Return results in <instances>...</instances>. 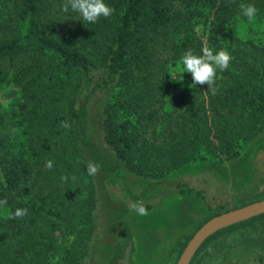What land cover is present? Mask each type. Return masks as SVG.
<instances>
[{
  "label": "trees",
  "instance_id": "1",
  "mask_svg": "<svg viewBox=\"0 0 264 264\" xmlns=\"http://www.w3.org/2000/svg\"><path fill=\"white\" fill-rule=\"evenodd\" d=\"M17 2L26 31L0 41V85L14 84L21 91L18 112L0 109V199H7L0 208V264H76L86 253L94 228L93 176L81 157L73 160L56 142L65 135L80 151L75 126L88 105L85 97L77 109L82 90H112L118 83L105 109L106 139L134 171L141 170L131 161L152 163L151 169L159 168L155 163L170 165L165 166L169 172L207 155H233L239 143L250 142L264 128V58L230 37L240 5L264 9V0H106L115 9L110 17L66 26L51 22V30L42 22L50 0ZM198 27L206 30L205 41ZM205 45L233 57L217 74L216 95L205 92L206 84L184 97L174 96L175 89L169 95L165 91L171 88L150 86L168 63H178L188 49L200 53ZM260 51L263 56L264 45ZM98 72L104 76L96 77ZM143 107L149 109L145 116L139 112ZM174 113L172 124L168 119ZM55 148L59 161L48 175L45 162ZM132 153L138 156L129 157ZM18 207L27 208L28 215L12 219Z\"/></svg>",
  "mask_w": 264,
  "mask_h": 264
},
{
  "label": "flooded vegetation",
  "instance_id": "2",
  "mask_svg": "<svg viewBox=\"0 0 264 264\" xmlns=\"http://www.w3.org/2000/svg\"><path fill=\"white\" fill-rule=\"evenodd\" d=\"M92 89L86 104L105 86ZM250 149L168 173L134 171L120 155L125 169L104 170L96 154L104 198L76 264H264V141ZM138 201L146 215L132 210Z\"/></svg>",
  "mask_w": 264,
  "mask_h": 264
},
{
  "label": "rangeland",
  "instance_id": "3",
  "mask_svg": "<svg viewBox=\"0 0 264 264\" xmlns=\"http://www.w3.org/2000/svg\"><path fill=\"white\" fill-rule=\"evenodd\" d=\"M64 2L65 0H50L49 4L45 6L43 14H42V22H43L44 28L50 29L49 26L51 22H56V24H62L66 26L70 24H73V25L77 24L79 23L80 20H82L78 13L72 12L70 9L68 12H64L63 7H62ZM18 5L19 4L17 0H0V41L5 40L7 38H11L16 35L18 36L19 34L22 35L25 33L26 29H25V25L21 21ZM256 8L258 10V14H257L255 21L249 22L247 18L240 15L231 25V36L230 37L232 38V40H234L233 43L237 44L238 47H240L241 49L246 50V51L249 50V53L254 52V55L257 58H261V57L264 58V54L263 56L258 55L259 52H261L260 51L261 47L264 45V9L258 8L257 6ZM46 32L52 33L49 31H46ZM196 32L198 33V35H200V37L204 41L206 40L207 32L203 27H198L196 29ZM178 65H179V62L178 63H175V62L168 63L166 65V70L165 72H163V74L162 72H160V75L155 77L156 79H151L150 86L155 87V85H159L162 87L171 88V90L168 91L166 89L167 91H165V93L169 95L172 92H174V89H175L176 91L174 92L175 93L174 96H177V95H180L181 97L186 96L188 93H190V91L192 90L194 86H198V85H193V80H192L190 73L186 72L182 74V73L175 71ZM166 71L168 74L165 75ZM100 72H103V71H100ZM100 72L96 73V77L103 76L102 74H99ZM75 81L76 79L73 80V83ZM117 84L118 83H115L114 84L116 85L115 88L112 90L109 89L110 91L107 88L97 91V93H95V96L89 102V104H91L92 102L94 103L95 109L103 111L104 120H106L105 109L107 108V105L109 104L114 93L116 92L115 89L117 88ZM88 93L89 92L86 93L85 97L88 95ZM98 94L102 96L97 97ZM146 94L149 95V91L146 90ZM147 98L148 97H146V99ZM171 98H173V102L176 99L172 96ZM20 99H21V91L16 85L14 84H1L0 85V109L1 110H5L8 112H16L18 110V104H19ZM153 102L155 106L158 108L159 105L156 103V99H153ZM178 103L179 102L176 103V106ZM173 108H172V104H168V109L172 110ZM140 110H141L139 111L140 114L144 116L149 111V109L145 107L141 108ZM177 115H178L177 113H174V115H172L173 118L169 117L168 119L169 122H173L172 124H174L175 119L177 118ZM173 130H175V127H173ZM162 132H165L166 135L168 133V131L164 129L162 130ZM263 134H264V128L250 142L239 143L240 146L237 151L245 152L247 150L248 152H250L251 150L250 148L257 142V140ZM75 136H76V131H75ZM171 138L172 137L168 139L170 140ZM58 140L60 142H58ZM58 140L56 142L58 144L62 143L67 148V150L72 154L73 160L74 158L76 159V155L81 157V149L80 151H78L76 147H73L71 145L72 142H70V140H68L65 137V135L63 137L62 136L59 137ZM56 148L58 149V145L56 146ZM56 148L54 149L53 158H51V161H53V168L51 170L46 169L48 175L50 172H52V170L57 168L56 164L59 161V157L57 156L59 155V153L56 152ZM59 150H60V146H59ZM137 156L138 155H136L135 153H132L131 155H129V157H133V158ZM224 156L226 155H220V156H216L214 154L207 155L206 160L191 162L185 167H190L194 169L195 167H198V166H202V165L206 166V164H208L209 162L210 163L218 162ZM130 164L134 168H137L138 170L140 169L144 173L168 172L166 171L165 166H170V165H163L162 163H155V165L159 168L151 169V166L154 165L152 163L146 164L145 162L137 163L135 161L134 162L131 161ZM215 168H218V167H215ZM0 177H1V171H0ZM53 177H54V174L52 175V178ZM81 184L82 185L84 184L83 180H81ZM93 184H94V189H95V199L97 198V195L99 194L101 202H103V198H104L103 191H102L103 184H101L99 174L97 173L93 176ZM85 195L86 193L81 192L78 196L80 199H83ZM98 220H99V216H98V211H97L96 203H95V206L92 211V222L94 223V228L87 241L86 251L88 249V246H90L89 245L90 240L93 237L94 232H95L94 231L95 223H98Z\"/></svg>",
  "mask_w": 264,
  "mask_h": 264
},
{
  "label": "clouds",
  "instance_id": "4",
  "mask_svg": "<svg viewBox=\"0 0 264 264\" xmlns=\"http://www.w3.org/2000/svg\"><path fill=\"white\" fill-rule=\"evenodd\" d=\"M63 11L68 12L69 9L72 12L78 13L83 21L88 23H95L101 17L108 18L115 11L114 8L106 3V0H65L63 4ZM240 14L247 18L249 22L255 21L258 10L252 3L241 4ZM233 57L231 53L226 49H220L214 51L207 45L203 46L200 53L195 52L192 49H188L184 52L180 58L179 65L175 71L179 73H190L193 85H207L208 89L205 92H211L212 95H216L219 88L216 85L218 72L222 73L230 67V63ZM61 126L64 128H71V124L68 121H62ZM45 167L49 170L53 168V161L47 160ZM99 170V165L93 162L88 163L87 173L89 176H94ZM72 181H76L77 177L72 176ZM61 180L67 183L69 177L67 175L61 176ZM7 205V199H0V208ZM132 210L138 215H146L147 209L142 201H138L132 205ZM28 215L27 208H16L12 213L11 218H23ZM211 251V249H209Z\"/></svg>",
  "mask_w": 264,
  "mask_h": 264
},
{
  "label": "water",
  "instance_id": "5",
  "mask_svg": "<svg viewBox=\"0 0 264 264\" xmlns=\"http://www.w3.org/2000/svg\"><path fill=\"white\" fill-rule=\"evenodd\" d=\"M86 93L87 92L85 90H82L78 97V110L82 107ZM101 96L102 95L98 94L97 97ZM81 122L82 123H76L75 131L81 146L82 161L88 166L89 162L95 163L96 154H100L103 156V163H99L101 169H107L111 165L110 162L116 163V161L120 162L122 169H125V162L119 158L117 152L107 142V132L105 131L103 111L95 109L94 103L92 102L91 104L87 105L86 116L81 120ZM81 129L84 130L83 133L81 132ZM262 141H264V134L257 140L255 144H258ZM203 169H206V166H198L191 171L197 172ZM97 174H99V176L101 175L100 177L103 176L100 170H98Z\"/></svg>",
  "mask_w": 264,
  "mask_h": 264
}]
</instances>
